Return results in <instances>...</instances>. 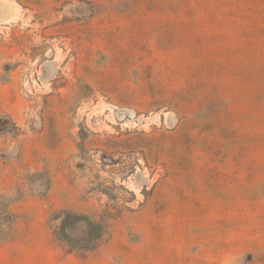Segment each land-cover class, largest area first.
<instances>
[{"label":"rangeland","instance_id":"rangeland-1","mask_svg":"<svg viewBox=\"0 0 264 264\" xmlns=\"http://www.w3.org/2000/svg\"><path fill=\"white\" fill-rule=\"evenodd\" d=\"M3 1L0 264H264V0Z\"/></svg>","mask_w":264,"mask_h":264},{"label":"trees","instance_id":"trees-1","mask_svg":"<svg viewBox=\"0 0 264 264\" xmlns=\"http://www.w3.org/2000/svg\"><path fill=\"white\" fill-rule=\"evenodd\" d=\"M105 232L106 227L100 220L84 213L65 211L55 233L72 250L89 251Z\"/></svg>","mask_w":264,"mask_h":264},{"label":"bare ground","instance_id":"bare-ground-1","mask_svg":"<svg viewBox=\"0 0 264 264\" xmlns=\"http://www.w3.org/2000/svg\"><path fill=\"white\" fill-rule=\"evenodd\" d=\"M10 3H12V2H10ZM10 3L7 1L0 0V14H1L0 22L3 20H8V19L14 17L13 16L14 9L10 5Z\"/></svg>","mask_w":264,"mask_h":264},{"label":"water","instance_id":"water-1","mask_svg":"<svg viewBox=\"0 0 264 264\" xmlns=\"http://www.w3.org/2000/svg\"><path fill=\"white\" fill-rule=\"evenodd\" d=\"M0 17H1V14H0ZM45 80H47V79H45Z\"/></svg>","mask_w":264,"mask_h":264}]
</instances>
